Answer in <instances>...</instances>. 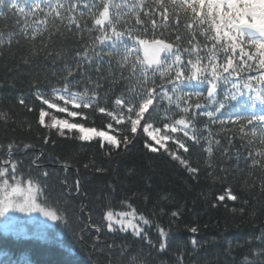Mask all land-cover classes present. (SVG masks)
Wrapping results in <instances>:
<instances>
[{
    "label": "snow or ice",
    "instance_id": "1",
    "mask_svg": "<svg viewBox=\"0 0 264 264\" xmlns=\"http://www.w3.org/2000/svg\"><path fill=\"white\" fill-rule=\"evenodd\" d=\"M5 9L22 18L17 24L22 23L21 34L31 43L24 63L43 57L41 71L50 72L62 84L46 86L33 79L29 96L34 101L29 103V96L23 94L18 97L19 104L34 115L33 122H26L27 131H32L34 123L46 132L42 137L45 146L50 141L55 146L53 137L69 139L97 145L109 157L140 142L145 152L166 155L196 180L201 169L193 166L191 153L193 148L199 149L197 155L207 154L205 176L211 177L210 192L219 184L223 193L214 196L210 207L223 205L233 215L248 212L255 220L264 203L253 204L257 198L246 197L257 187L264 197V175L256 177L251 171L259 168L264 173V0H133L131 6L128 0H0V15H6ZM181 23L188 36L186 43L180 34ZM65 32L75 33L74 47L57 41ZM14 36L8 38L9 47ZM4 42L0 32V46ZM9 118L6 110H0V122L6 125ZM229 125L239 126L247 141L241 146L247 155L227 147L214 163L221 139L213 129ZM234 138H227L229 145ZM257 138L259 146L253 151ZM20 149L15 141L0 144V233L47 240L57 224L68 227L72 208L66 196L71 186L61 181L65 191L54 194L55 186L49 183L53 173L39 163L43 151L25 167L22 159H14ZM233 157V168L225 167ZM55 159L59 161V157ZM241 160L249 169L244 185L239 189L225 186L230 172L244 171ZM94 164L93 160L83 167ZM63 166L67 169V162ZM249 177L251 184L247 183ZM79 190L77 180V193ZM140 195L145 204L150 202V195ZM136 196L133 193L122 199L121 205L128 211L105 206L98 224L89 213L81 229L97 233L94 246L105 227L108 232H131L142 242L139 250L127 244H106L110 253L118 248L116 259H109L108 264H149L143 245L155 248V242L148 229L154 226L160 239L157 252L167 251L171 227L166 229L157 218L167 216L171 225L183 214L181 207L169 210L172 197L168 193L158 195L147 213L130 202ZM229 201L239 207L229 208ZM259 227V235L250 236L246 243L259 242L260 247L246 253L240 264H264V226ZM188 231L196 234L199 229L194 225ZM191 243L197 245L195 239ZM232 247L228 240L225 252ZM4 264L16 261L8 257Z\"/></svg>",
    "mask_w": 264,
    "mask_h": 264
},
{
    "label": "trees",
    "instance_id": "2",
    "mask_svg": "<svg viewBox=\"0 0 264 264\" xmlns=\"http://www.w3.org/2000/svg\"><path fill=\"white\" fill-rule=\"evenodd\" d=\"M132 2L133 0H128L130 6ZM147 3H152V0H147ZM79 7L83 9V4L81 3ZM5 13L6 15H0V32H3L5 38L4 45L0 46V110H6L10 118L6 125L0 122V144L7 145L12 141L20 144L21 149L14 159H22L25 167L34 155L43 151L44 155L39 163L53 173L49 183L55 186L54 194L65 191L61 181L66 180L67 185L71 186L66 199L72 211L68 216V227L57 224L53 236L47 240L36 239L31 235L15 238L0 233V264H4L8 257L16 261V264H25V261H30L31 264H108L109 259H116L115 253L118 252V248L110 253L106 244L113 242L117 246L127 244L133 250H139L142 242L133 237L130 232H108L105 227L95 246L93 241L97 233L95 231L81 232L84 224L88 222L89 213L92 221L98 224L102 220L103 211L107 210L105 207L107 205H110L114 211L128 210L126 206L121 205V201L125 197L132 196L133 193L137 196L130 202L139 211L145 213L152 208V201L164 193L172 197L169 210L171 207L183 209L182 216L174 224H169L167 216L157 218L166 229L171 227V234L167 239V251L157 252L160 239L154 226L148 229L149 235L155 242V248L143 245L149 264H178V261L179 264H240L246 253L260 247L259 242L248 244L246 241L250 236L259 235V226H264V208L257 209V216L253 220L248 212L243 216L238 213L233 215L223 205L217 208L210 207L214 196L223 193L220 191L219 184L210 192L211 177L205 176L207 154L197 155L199 149L193 148L191 153L193 166L201 169L199 178L196 180L166 155L145 152L140 142L130 146L126 152L109 157L105 156L97 145L73 142L69 139L53 137L56 140L55 146H52L51 141L45 146L42 137L46 135V132L38 129L34 123L32 131H27L26 122H33L34 115L19 104L18 97L21 94L29 96L33 79H39L46 86L61 87L62 84L58 83V77L53 78L50 72L41 71L45 67L43 57L33 58L30 63H24L25 57L30 55L31 43L21 34L22 23L17 24V20L22 21V18L7 13L6 9ZM132 19L134 22V17ZM11 34L15 36L9 47L8 38ZM180 34L184 35L186 43L188 36L184 33L183 23H181ZM74 40V32L71 35L65 32L64 36L57 37V41L69 48L74 47ZM35 43L39 45V40ZM59 46L58 43L57 47ZM92 76L95 79L96 73L93 72ZM105 88H107L106 82ZM116 91L118 94L120 89ZM33 101L34 98L29 96L28 102ZM198 126L202 127V124ZM238 127L237 125L233 128L229 125L227 129H222L221 126H216L213 129L215 133H218L217 138L221 139L220 150L215 153L214 163L222 158L221 153L227 147L240 150L243 155H247L241 147L242 144L246 145L247 141L243 139V134L238 131ZM37 133L40 139L37 138ZM233 136L235 138L229 145L227 138ZM248 139H252L250 131ZM23 144H31L33 147L23 149ZM256 146H259L258 138L253 151ZM56 157H59V161L55 159ZM223 159L226 161L227 157ZM93 160L94 166L84 169L83 165ZM65 162L68 164L67 169L63 166ZM248 163L250 164L251 161ZM235 164L236 160L233 157L231 162L224 166L232 169ZM97 167L105 171L96 172ZM240 168L244 169L242 173H229L225 186L231 184L234 189H239L244 185L249 169L243 160L240 161ZM251 171L256 177L264 175L259 168L251 169ZM77 180L80 181L79 193L76 191ZM247 183L251 184L250 177ZM141 193L150 195L149 203H144ZM252 196L257 198L252 201L253 204L264 203V197H260L258 187L246 198L251 200ZM81 205L84 206L82 212ZM233 206L239 207L238 204L229 201L228 207ZM194 225L199 229L196 234L188 231V228ZM73 233L76 234L75 237ZM192 239L197 241L195 247L191 243ZM228 240L232 241L233 247L231 252L226 253ZM237 245H243V247H237ZM101 248L104 251H100Z\"/></svg>",
    "mask_w": 264,
    "mask_h": 264
},
{
    "label": "rangeland",
    "instance_id": "3",
    "mask_svg": "<svg viewBox=\"0 0 264 264\" xmlns=\"http://www.w3.org/2000/svg\"><path fill=\"white\" fill-rule=\"evenodd\" d=\"M124 211H125V210H124ZM126 211H128V210H126ZM116 212H120V211H116ZM37 215H38V214H37ZM54 230H55V228L49 231V238H50L51 236H53V232H54ZM29 232H31V229H29ZM130 233H131V232H130ZM49 238H48V239H49Z\"/></svg>",
    "mask_w": 264,
    "mask_h": 264
}]
</instances>
